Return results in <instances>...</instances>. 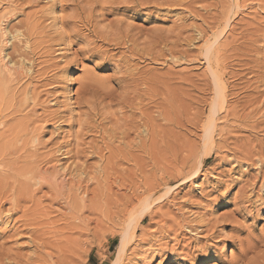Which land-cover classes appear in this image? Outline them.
Returning <instances> with one entry per match:
<instances>
[{"label": "rangeland", "instance_id": "1", "mask_svg": "<svg viewBox=\"0 0 264 264\" xmlns=\"http://www.w3.org/2000/svg\"><path fill=\"white\" fill-rule=\"evenodd\" d=\"M0 22L24 72L0 193L33 165L87 187L66 214L5 202L1 264H111L145 205L114 264H264V0H0Z\"/></svg>", "mask_w": 264, "mask_h": 264}, {"label": "bare ground", "instance_id": "2", "mask_svg": "<svg viewBox=\"0 0 264 264\" xmlns=\"http://www.w3.org/2000/svg\"><path fill=\"white\" fill-rule=\"evenodd\" d=\"M0 26H1V22H0ZM21 33H22V31H21ZM58 35H60V34H58ZM19 36H20L19 32H16L15 34L10 35L9 33L7 34V31L4 29V27L0 28V114L3 113L2 114L3 116H4V93L5 94L9 93L12 84L14 82H16L22 76V74H24V72H22L21 68L19 67L20 65H22L23 60H21L20 62H15V60L13 59V55L16 53L18 54L19 57H21V56L23 57V54L20 53L23 51V49H22V51L19 52L17 50L18 48L15 47L16 49H14V50L12 49L14 52L13 54L5 52V50L8 47V44H9L8 42L11 39H13V40L15 38L18 39ZM22 43H25V42H22ZM61 43H62V41H61ZM29 46L30 45L25 44L23 46V48L29 49ZM11 48H14V46L12 45ZM19 48H21V47H19ZM24 58H25V56H24ZM28 71L31 72V69ZM220 94L221 93H219V94L217 93L216 100L213 102V106H212V110H211L210 114H215L217 112L216 108H217V105L219 104L218 100L222 99L221 98L222 95L220 96ZM217 97H219V99ZM9 107L14 108V107H16V105L13 104V102H11ZM220 107H221V105H220ZM0 126H2V127L4 126V121H0ZM208 128H210V127H208ZM208 128H207V130H208ZM210 130L211 129H209V131ZM2 150L4 151V146H3ZM52 168H53V172L49 173L48 169H46V168L45 169H42V168L36 169L34 167V165L29 166V168L26 169V171H27L26 174H33L34 173L33 176H30V179H29V181L35 179L33 183L28 182L26 180L25 181L15 180V182L11 183V185H9V186L6 185L5 187H3V191L0 193V208L2 206H4L5 202H7L9 204V208L6 209V211H4L6 213V217H5L6 222H8V223H9V221L16 222L17 220L15 218H13V215L16 214L20 210L22 211V208L24 209L26 207V205H25V207L23 205L21 207L20 204H23V203L26 204L28 202L33 203L37 193H39V192H41V194L38 196L37 206H39V204H41V202H43V201H45V202L47 201L48 204H50L51 206H52V203L58 202V204L62 208H64V210H66L65 214H66V212L70 213V210L72 209V203H71V195H70L69 191L72 192V187L77 183H78V187L83 189L82 195L79 196L78 201L81 200V205L82 206L84 205L85 197H87V194H86L87 193V187L81 186L79 181L74 180L72 177H69L70 175L67 176L68 173L65 169L64 170L63 169L58 170L56 168V166H52ZM43 188H46V190L43 191ZM156 197H158V196H156ZM159 201H161V200H159ZM146 208H147V205L144 206V208H143L144 210L140 211V213L144 212L146 210ZM39 209H42V208L39 206ZM26 211L29 212L28 206L26 208ZM140 213H138L137 215H135L131 219H129V222L127 221L128 225L126 226L125 232L119 238V241H118V244L116 247V253L113 256L111 264H114L121 259L122 254L125 250L126 239L128 238L129 229L130 228L134 229L135 226L137 224H140L144 218V216H141ZM42 215H44V214H42ZM42 215H40V216H42ZM45 215H46V213H45ZM29 216H30V214L24 213V215H23L24 219L23 220L25 222L28 221L27 224L34 226L35 222H31V221L36 219L35 215L31 214V218H29ZM6 222H5V224H6ZM27 224L24 223L23 227L26 226ZM22 230H26V231L29 230V232L33 236L38 233V236H40V237H43L46 233H49V231L47 229H44V230L41 229L38 232L37 229L34 227L30 228V229L22 228ZM130 232H131V230H130ZM197 234H199V233H197ZM200 244H202V243H200ZM242 253L246 254V251L242 249V252L239 253V255H240L239 258L242 257ZM0 254H2V253H0Z\"/></svg>", "mask_w": 264, "mask_h": 264}, {"label": "snow or ice", "instance_id": "3", "mask_svg": "<svg viewBox=\"0 0 264 264\" xmlns=\"http://www.w3.org/2000/svg\"><path fill=\"white\" fill-rule=\"evenodd\" d=\"M184 264H187V261H185Z\"/></svg>", "mask_w": 264, "mask_h": 264}]
</instances>
